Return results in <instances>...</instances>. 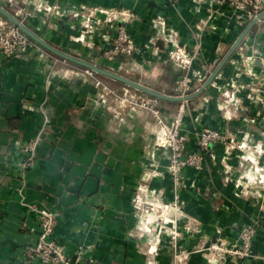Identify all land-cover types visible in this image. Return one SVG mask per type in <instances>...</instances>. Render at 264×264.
<instances>
[{
    "label": "crops",
    "instance_id": "crops-1",
    "mask_svg": "<svg viewBox=\"0 0 264 264\" xmlns=\"http://www.w3.org/2000/svg\"><path fill=\"white\" fill-rule=\"evenodd\" d=\"M15 2L22 22L53 47L170 96L186 75L200 90L254 20L230 6L211 12L208 0ZM120 26L140 49L109 62L103 51ZM177 48L192 58L189 72L169 59ZM91 72L48 53L0 56V264H25L37 208L56 213L53 238L67 255L95 264H264V18L202 95L178 104L158 99L167 122L186 105L187 152L196 151L203 127L247 145L215 144L202 171L184 169L178 211L169 215L182 234L175 244L147 243L133 205L141 189L149 200L174 202L168 152L154 147L159 126L148 111L116 104L125 93L150 95ZM26 147L34 156L29 170L21 166ZM253 220L260 227L252 255L219 259L211 245L238 244Z\"/></svg>",
    "mask_w": 264,
    "mask_h": 264
},
{
    "label": "built area",
    "instance_id": "built-area-1",
    "mask_svg": "<svg viewBox=\"0 0 264 264\" xmlns=\"http://www.w3.org/2000/svg\"><path fill=\"white\" fill-rule=\"evenodd\" d=\"M6 6L15 9L17 18L22 21L26 17L24 9L17 7L15 0H4ZM210 11H218L223 6H230L236 12L245 14L248 19L253 20L264 12V0H208ZM127 19L132 18L130 13L122 14ZM138 45L133 40L125 26H120L116 30L110 46L103 51L105 59L109 62H115L122 58H132L138 51ZM46 51L30 37L24 34L18 27L13 25L7 19L0 17V56L4 59H10L18 55H46ZM49 54V53H48ZM169 59L181 70L189 72L192 65V58L184 48H177L170 52ZM90 75L93 73L87 70ZM99 84H101L99 82ZM179 92L177 96L185 97L189 92L196 91L191 78L187 75L179 81ZM193 92V93H194ZM128 94V93H127ZM116 100L120 108L138 109L148 111L156 120L159 130L154 140V147L164 149L168 152V171L175 183L174 202L162 203L152 201L147 198L145 190L141 189L133 199V205L136 211L141 215L142 228L150 231L153 223L163 219L165 225L175 223L171 216L175 210L178 211L177 200L178 193L181 190L183 182V171L185 168H193L202 171L205 166L206 153L210 151L215 144L223 143L226 148L247 149L245 143L236 142L228 138L223 132L214 128L203 127L196 130L194 134L197 140L196 151L187 152V145L190 140L189 135L184 134V120L187 107L182 104L175 112L171 122H167L162 115L159 107V100L154 97L128 96ZM192 94V93H191ZM26 147L27 157L22 161L23 170H29L34 165L33 152ZM250 159L256 163L255 158ZM39 214V229L34 242H28L25 245L24 254H27L25 264H31L38 261L40 264H95L84 254L71 257L66 254L65 248L54 238L53 233L56 226V213L47 209L37 208ZM159 212H161L159 214ZM150 226V228H149ZM260 224L257 220L251 221L245 225L240 233L239 242L234 246H226L222 243L211 245V249L216 253L219 259L242 261L252 255V243L259 230ZM24 258V257H23Z\"/></svg>",
    "mask_w": 264,
    "mask_h": 264
},
{
    "label": "water",
    "instance_id": "water-1",
    "mask_svg": "<svg viewBox=\"0 0 264 264\" xmlns=\"http://www.w3.org/2000/svg\"><path fill=\"white\" fill-rule=\"evenodd\" d=\"M0 15L4 18L10 21L13 25L18 27L24 34H26L28 37H30L33 41H35L37 44H39L42 48H44L47 52L50 54L61 58L63 60L69 61L72 64H75L77 66L86 68L87 70H91L99 75H102L106 78H109L115 82H119L121 84H124L126 86H129L131 88H134L139 91V93L142 94H148L152 97H155L160 100L169 101V102H175V103H181L186 101H191L200 95H202L205 90L213 83L221 69L224 67V65L227 63L231 55L235 52L237 47L241 44L243 39L246 37V35L249 33V31L252 29L254 25H256L261 19L264 18V12H262L257 18H255L251 25L248 27V29L242 34L240 39L237 41L235 46L232 48V50L229 52V54L221 61L217 69L214 71V73L209 77V79L206 81V83L203 85L200 90H198L195 93L189 94L185 97L180 96H170L163 94L161 92H158L156 90H153L143 84H140L136 81L130 80L126 77H123L121 75H118L114 72H111L105 68L98 67L92 63L80 60L78 58H75L73 56H70L69 54L53 47L48 42H46L39 34L34 32L31 28H29L25 23H23L19 18H17L15 15H13L11 12H9L5 7L0 5Z\"/></svg>",
    "mask_w": 264,
    "mask_h": 264
},
{
    "label": "rangeland",
    "instance_id": "rangeland-1",
    "mask_svg": "<svg viewBox=\"0 0 264 264\" xmlns=\"http://www.w3.org/2000/svg\"><path fill=\"white\" fill-rule=\"evenodd\" d=\"M110 84V83H109ZM113 83H111L110 85H112ZM132 92H134V90H131ZM194 91L192 92H189L190 94L193 93ZM178 109V108H177ZM245 150V149H243ZM161 212H159L160 214ZM175 223H169V225H165L164 224V221L163 219H159L158 220V224H159V227H160V230H154V232L152 233V231H142L143 234H146L143 238H146L147 239V243L149 242L150 244H157V241L161 243L163 240L165 239H170V242L171 244H175L176 241L179 240V238L182 237V234L180 233V231H178V225H177V221L175 220L174 221ZM157 224V222L154 223V225ZM173 226L175 227V229L173 230H170L169 227H172ZM153 227V224L152 226ZM150 228V226H149ZM168 233V234H167Z\"/></svg>",
    "mask_w": 264,
    "mask_h": 264
},
{
    "label": "trees",
    "instance_id": "trees-1",
    "mask_svg": "<svg viewBox=\"0 0 264 264\" xmlns=\"http://www.w3.org/2000/svg\"><path fill=\"white\" fill-rule=\"evenodd\" d=\"M0 17H2L1 15H0ZM3 18V17H2ZM46 51V50H45ZM47 52V51H46ZM47 53H49V52H47ZM50 54V53H49ZM52 55V54H51ZM105 80H107V81H112L111 79H108V78H106V77H103ZM178 104V103H177Z\"/></svg>",
    "mask_w": 264,
    "mask_h": 264
}]
</instances>
